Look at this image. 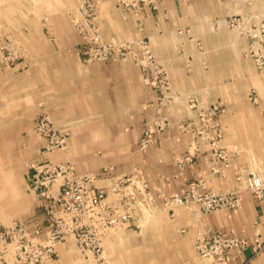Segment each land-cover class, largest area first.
Listing matches in <instances>:
<instances>
[{
  "label": "crops",
  "instance_id": "crops-1",
  "mask_svg": "<svg viewBox=\"0 0 264 264\" xmlns=\"http://www.w3.org/2000/svg\"><path fill=\"white\" fill-rule=\"evenodd\" d=\"M90 1L99 4L97 20L105 40L120 42L142 38L149 41L157 58L163 61L172 93H162L145 84L143 71L131 60L120 64L95 62L86 65L79 55L67 54V47L79 46L82 42L77 40L69 24L57 19L54 42L43 36L23 37L21 33L18 34L19 42L15 39L30 51L29 60L36 59L35 64L25 58L4 66L0 59V129L9 131V136H0V143L16 141L22 160L31 164L69 161L78 175L93 173L100 176L109 168L112 169L109 177L138 172L153 193L156 206H162L160 192L169 196L183 195L189 184L196 180H204L208 189L224 193L241 189L237 170L259 169L264 172L262 121L248 105L245 92L246 84L262 92L263 82L254 76L253 68L247 67L249 65L245 64L247 61L240 52L226 51L227 44L234 46L239 39L235 36L223 38L219 31L222 25L219 20L226 10L241 11L240 0H170L157 11H147L141 18L125 13L115 0ZM13 2L0 0L1 10L5 8L3 4L14 7ZM74 2L76 0H39L36 3L40 9L46 5L48 11L54 13ZM17 9L21 10V7ZM7 23L6 27L11 31L17 30V22L8 20ZM183 28L190 30V36H178V30ZM225 61H237V65L226 66ZM187 63L191 65L190 70L185 68ZM240 70L244 71L248 83L246 80L227 82ZM164 93L166 97L182 94L181 106L173 105V100L166 105L168 102L162 98ZM186 98H191L197 108H208L215 103H222L226 108L221 119L222 143L228 151L234 152V157L224 174L212 172L210 150L202 146L198 153L195 152L194 137L181 132L176 122L156 134L149 149L140 150L142 131L158 110L171 117L185 119L193 116L194 112L183 106ZM42 112H48L59 129L70 131L65 149L47 155L43 153L44 140L35 133ZM188 156H193L190 162L185 161ZM15 163L18 166L19 157ZM14 171L13 168H3L0 163V173H9V185L16 189ZM24 173V182L20 183L23 193L14 194L10 187H6L15 213L5 214L0 210L4 217L0 221L8 224L11 217H15L10 223L23 222L34 237L44 241L50 231L48 220L43 204L30 186L31 167ZM108 178H100L95 183L106 188L111 183ZM28 190L33 196L26 194ZM241 197L242 207L236 211L219 210L204 214L194 206L157 213L148 222L150 232H147L149 224L145 221L149 210H140L139 225L126 227H141L143 223V232L106 234L104 242L110 264H264V254L250 260L251 246L242 254L231 255L232 258L223 263L201 259L195 252V234L200 229L223 233L233 231L250 241L254 238L255 224L264 226V208L246 189H241ZM36 224L42 229L39 235L35 234ZM51 264L84 262L74 241L69 239L58 247V255Z\"/></svg>",
  "mask_w": 264,
  "mask_h": 264
},
{
  "label": "built area",
  "instance_id": "built-area-1",
  "mask_svg": "<svg viewBox=\"0 0 264 264\" xmlns=\"http://www.w3.org/2000/svg\"><path fill=\"white\" fill-rule=\"evenodd\" d=\"M78 1L75 26L83 41L79 56L84 62H118L132 55L142 68L146 84L162 92H171L167 75L154 64L156 58L147 40L124 43L105 41L96 21L95 4L90 0ZM166 1L170 0H116L125 13L138 18L143 17L147 11H157ZM136 49L139 53H136ZM12 55L11 52H1V62L11 66V62L15 60ZM163 99L169 103V100H175V96L164 95ZM192 106L196 107L193 103ZM223 112L222 106L215 103L208 108H199L197 117L178 124L182 132L193 135L195 152L198 153L202 146L210 150L212 172L215 174H224L232 165L234 157V152L228 151L222 144L220 117ZM157 115V119L142 131L139 140L141 150L150 148L156 134L172 125L171 119L162 116L161 110ZM35 133L44 140L45 155L65 149L70 138L69 131L59 129L48 112L39 115ZM192 158L193 156H188L185 161L190 162ZM30 167L33 171L30 186L43 204L50 231L46 240L39 241L23 222H0V264H51L58 255V247L69 239L74 241L84 264H110L104 242L106 234L114 228L137 225L140 204L154 202L151 194L146 192L148 184L140 174L109 177L112 173L109 168L100 176L93 173L78 175L69 161H43L31 164ZM236 176L241 184L240 188L251 192L264 208V174L237 170ZM100 178L110 179V185L106 188L96 185L95 182ZM241 189L217 193L208 189L204 180H196L189 184L184 195H163L162 202L170 210L177 206L189 209L195 204L204 214L219 210L236 211L243 203ZM256 226V233L251 241L237 236L233 231L223 233L208 228L197 230L194 244L196 252L203 258L226 260L231 254H240L251 246L254 255L262 254L264 226L257 223ZM41 230L39 224H36L35 234L39 235Z\"/></svg>",
  "mask_w": 264,
  "mask_h": 264
},
{
  "label": "rangeland",
  "instance_id": "rangeland-1",
  "mask_svg": "<svg viewBox=\"0 0 264 264\" xmlns=\"http://www.w3.org/2000/svg\"><path fill=\"white\" fill-rule=\"evenodd\" d=\"M37 1H39V0H14V2H13L14 7L10 6L8 8L9 5L3 4V6L5 7L4 10H1V8H0V13H1L0 14V53L1 52H3V53L11 52L13 54L12 57H14L15 60L13 62H11V65H12V63L13 64L17 63V60L23 61L25 58L27 59V62H31L32 64H35L37 62V60L35 58H34L35 60H32V59L29 60L30 54H31L30 51L26 50L25 48H23L20 44H18L16 42V40L19 42V40H18L19 35L18 34L21 33V36H23V37H25L27 35H33L34 37L43 36V37H46L47 40L49 39L50 42H54L55 37H57L56 36L57 35V19H58V22L62 20L66 24H69V26L71 27V30L74 32V35L76 36L77 40L82 42L79 46H74L72 48L67 47L65 50L66 53L79 55L80 47L83 44L82 38L78 34L76 26H75V14H77V8L79 7V1L76 0V2H74V4L67 6L63 10L61 9L60 11H55L54 13L51 12V10L48 11L49 9L46 5L43 7L44 9L43 8L40 9L39 8L40 6H37V3H36ZM240 1H241V3L239 4V6H240L241 11L239 10L236 12H230V11L226 10L227 13H225L223 15V17L220 18L219 22H221L220 24H222V25H221L219 31H220V33L222 32L223 38L229 39V37L235 36L237 39H239V41L235 44L236 46L235 45L232 46L231 44H227L226 45V51L232 52L235 50L237 52H240L239 54H241V57L247 61V62L244 61L245 64L249 65L247 67L253 68L254 76L258 80H261L263 82V87H264V0H240ZM115 2H116V0H115ZM92 3H94V2H92ZM94 4L96 7V21L98 22V20H97L98 19L97 18V9L99 7V4H97V3H94ZM116 4H117V2H116ZM19 6L21 7V10L17 9ZM6 9L9 11H7ZM45 9H47V10H45ZM8 13H10L11 19H9ZM2 14H3V16H2ZM8 20H9V22L12 21V22L18 23V27H15L17 30L11 31L9 28L6 27L8 25V23H7ZM5 23H7V24L5 25ZM98 25H99V23H98ZM12 29H14V28H12ZM9 31H11V32H9ZM99 32H100L102 39H104L102 34H101V31H100V26H99ZM177 34L180 38L190 36L189 35L190 30L183 28V29L178 30ZM21 36H20V38H21ZM141 39L142 38H140L138 40L120 41V42H122V43H124V42H137ZM105 41H107V40H105ZM107 42H109V41H107ZM147 42L149 43L148 40H147ZM112 43H116V42H112ZM182 45H184V44H182ZM182 45H181V48L182 47L184 48V46H182ZM149 46H150V50L152 51V53L154 54V56L156 58L154 61V64L156 65L158 70H161L164 74L167 75L168 82L170 85L169 76L166 72L163 61H161L157 58V56L155 55V52L153 51V48H152L150 43H149ZM6 48H8V50ZM136 48H138V47H136ZM136 53H139V51L137 50ZM80 59L86 65L92 64V63L84 62L83 58H81V57H80ZM126 60H131L133 62V64H135L137 67L141 68L137 64V61L133 59L132 55H129L125 59H122L118 62L116 61V62H111V63L120 64ZM93 63H95V62H93ZM225 63H226V66L231 65V64H233L235 66L237 65V61H231V62L225 61ZM3 65L7 66L5 64H3ZM185 68L187 70H190L191 65L189 63H187V65H185ZM242 69H245V67L242 66ZM141 70H142V68H141ZM243 72H244L243 70L236 72L235 75H232L229 77L230 79H228L227 82L239 83V82L246 80L248 83V78L245 77V75H243ZM254 76L252 75V77H254ZM143 82H144V77H143ZM147 85L151 86L150 84H147ZM246 85H247V89L245 90V92H246V98L248 101V105L251 108H253V110H254V112H256L257 116L261 118L262 132L264 134V88H263L262 92H259L260 90L258 88L256 90L254 86L248 85V84H246ZM151 87L155 88L154 86H151ZM155 89L158 90L157 88H155ZM164 92H167V91H164ZM164 95H167V94L164 93ZM181 95L182 94H180V93H175L174 95L172 94L173 97L175 96V100H173L174 102L172 103L173 105L176 104V105L181 106V104L183 102V100L180 98ZM169 96H171V95H169ZM185 101H186V103H184L183 106H185L187 108V110L188 109L192 110V112H194L193 116H189L185 119L177 117V116L171 117L169 114L162 111V114H163L162 116L169 117L171 119L172 125L174 124V122H176L177 128H178L179 122L184 121V120L188 121L191 118L197 117V113H198L199 108H197L195 102H193L191 100V98H189V99L186 98ZM192 103L195 104L196 107H193ZM168 104L169 103H167L166 105H168ZM216 104H220L222 106V108L224 109V112H223L222 116L220 117V124H221V119H222L223 115H225V113H226V108L224 107V105L222 103H216ZM157 112L154 115V117L152 118V120H150L148 122V124L157 119V117H158ZM173 117H175L176 120ZM221 128H222V133H223L222 124H221ZM3 129H5L4 126H3ZM7 132H9V131H3L0 129V136H9L7 134ZM69 133H70V131H69ZM183 133H187V132H183ZM189 134H191V133H189ZM70 136H71V133H70ZM191 136H193V135L191 134ZM223 137H224V133H223ZM222 140H223V138H222ZM0 144H1V146H0V163L3 165V168H13L15 170L14 173L16 174V180L14 182V185L18 189L17 194L23 193L22 192L23 187L20 186V183L23 184V182H24L23 175L25 174L24 172L27 170V168H29V166H31L30 165L31 163H30V161L28 162L27 160L26 161L22 160V156H20V153H19L20 151L16 147V141H13V142L4 141ZM195 146H196V144H195ZM22 150H23V147H22ZM17 157H19V160H20V163H18V166H17V163H15V160L17 159ZM242 158L244 160L249 159L248 157H242ZM257 170L258 171H252V170L248 171L247 170V172H254L256 174H260V173L264 174V172H262L261 170L260 171H259V169H257ZM3 174L4 173H0V210L5 214L6 213L12 214L15 212L13 211V208H11V201L9 202L11 195L6 192V187L9 185V183L7 182V180L5 178L3 180V177H4V176H2ZM133 174H137V176H139L138 172L130 173V174H123V175L132 176ZM4 175L7 176L6 174H4ZM146 192L147 193L149 192L154 199V195H153V193L150 192L149 188ZM224 193H226V192H224ZM26 194L29 197L33 196V194L32 195L30 194L29 190ZM163 195L167 196V197H173V196L167 195L164 192H160L159 199L162 203V206H159V205L156 206V204L153 201L151 203H149L148 205H143L144 203L140 204L139 209L141 211H143L145 209L149 210V216H146V218H145V221L147 222V224H149L148 222H150L151 219L155 218L157 213H167V211L170 210L169 208L165 207L164 203L162 202V196ZM174 196H177V194ZM178 196H181V195H178ZM194 206H197V205L192 204L190 206V208L194 207ZM177 207H179V206H177ZM173 208H176V207H173ZM182 208H185V207L182 206ZM14 218L15 217H11L10 221L13 220ZM10 221H8L9 222L8 224H10ZM3 224H5V223H3ZM138 225L139 224L137 223L136 226H138ZM141 225L143 227L142 226L141 227L133 226V227H126V228L125 227L114 228L111 232H143L144 224L142 223ZM149 226H150V224L148 225L147 232H150ZM256 227L257 226L255 224V231H256ZM177 232H183L184 233L185 230H177ZM234 234H235V232H234ZM194 244H195V239H194ZM194 249H195V245H194ZM106 250H107V248H106ZM195 252H196V249H195ZM107 253L109 254L108 250H107ZM196 254L201 259H209V260H213V261L219 262V263L228 262L230 260V258H232L233 254L237 255V253H233V254H231L232 256L230 255L229 259L218 260L217 258H215V259L209 258V257L203 258L197 252H196ZM240 254H242V253H240ZM262 254H264V252ZM262 254L254 255L252 252V257H250V260H253L254 258H258Z\"/></svg>",
  "mask_w": 264,
  "mask_h": 264
},
{
  "label": "bare ground",
  "instance_id": "bare-ground-1",
  "mask_svg": "<svg viewBox=\"0 0 264 264\" xmlns=\"http://www.w3.org/2000/svg\"><path fill=\"white\" fill-rule=\"evenodd\" d=\"M7 176H9V178H6L5 176L3 177V180H4V178L7 180V182L10 184L11 183V175L9 174V173H5ZM7 187H10V185H8ZM11 188V190H12V192L14 193V194H16L17 193V188L15 189V188H13V187H10ZM0 218H3L4 219V217H3V214L1 215L0 214Z\"/></svg>",
  "mask_w": 264,
  "mask_h": 264
}]
</instances>
